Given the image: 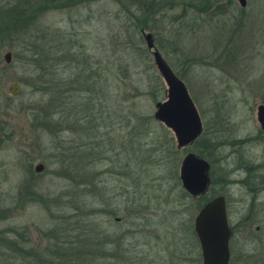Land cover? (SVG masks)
I'll use <instances>...</instances> for the list:
<instances>
[{"label":"rangeland","instance_id":"374dc122","mask_svg":"<svg viewBox=\"0 0 264 264\" xmlns=\"http://www.w3.org/2000/svg\"><path fill=\"white\" fill-rule=\"evenodd\" d=\"M157 1L0 0V264H202L185 154L264 176V0ZM148 33L203 126L185 150L153 117L167 88ZM217 188L232 264L264 263V185Z\"/></svg>","mask_w":264,"mask_h":264},{"label":"water","instance_id":"95a60500","mask_svg":"<svg viewBox=\"0 0 264 264\" xmlns=\"http://www.w3.org/2000/svg\"><path fill=\"white\" fill-rule=\"evenodd\" d=\"M240 7L246 6V0H237ZM147 50L151 53L153 64L166 85V100L155 105V121L169 129L175 138L178 149L193 143L202 132V123L186 86L174 74L162 55L156 49L152 34H144ZM11 53L3 56L6 63L11 61ZM19 87L12 84L11 95L18 94ZM257 121L264 130V105L256 109ZM36 173L43 170V165L34 168ZM209 165L194 154L185 156L180 164L179 179L182 189L190 196L203 194L209 184ZM196 234L202 257V264H228L230 229L225 212L223 197H216L207 202L194 218Z\"/></svg>","mask_w":264,"mask_h":264},{"label":"flooded vegetation","instance_id":"af4514ba","mask_svg":"<svg viewBox=\"0 0 264 264\" xmlns=\"http://www.w3.org/2000/svg\"><path fill=\"white\" fill-rule=\"evenodd\" d=\"M261 105H264V103ZM256 121H257V115H256ZM259 126H260V124H259ZM202 129H203V126H202ZM260 131H261V134L264 135V130H262L261 127H260ZM198 138L194 142H196L198 140ZM194 142L191 143L190 145L182 148V149H184V150L187 149L188 147L192 146L194 144ZM217 145L219 146L220 143L218 142ZM188 154H194L195 156L203 159V157L200 155V151H198L196 153L189 152V153H186L185 156H187ZM239 158H240L239 162H237L236 165L234 166V168L231 170L227 169L226 165H223L225 162L221 163V160L223 159L222 157L221 158L218 157V159L215 161L216 162L215 164H210L208 161L205 160L209 165V172H208L209 184H208V186H207V188L203 194H200L196 197H192V196L188 195L191 199H202V200L207 199L204 201V203L201 204V207L199 208V210L203 207V205H205L207 202H209L210 200H212L216 197H223L224 198L226 217H227L228 226H229V229L231 232L229 244H228V248H229L228 264H232L233 261H235V260L238 261V259H239V258H234L236 250H235V248L231 247L232 237L234 235V227H232L230 225V222H229L228 207H227V201H226V197L224 195V192H221L220 194H216L214 197L213 196L208 197L209 191H210L211 187L214 185L218 187L217 191H216L218 193L219 191H224L230 183H237V184L242 185L243 187H246L247 192H249L253 196H256L258 191L261 190V188H260L261 185H264V176H259V172H261V171H259L260 170L259 167L253 168L250 165H246L245 162L243 161V159L241 158V156ZM263 171H264V166H263ZM237 172L239 173L238 179H236L235 177H232V176H234L233 174H235ZM262 174L264 175L263 172H262ZM242 175H243V177L240 178ZM193 229H194V227H193ZM256 230H258V227L256 228ZM261 262H262V264H264L263 260ZM244 264H250V263L245 262Z\"/></svg>","mask_w":264,"mask_h":264},{"label":"trees","instance_id":"16d2710c","mask_svg":"<svg viewBox=\"0 0 264 264\" xmlns=\"http://www.w3.org/2000/svg\"><path fill=\"white\" fill-rule=\"evenodd\" d=\"M192 0H158L157 2H160V3H162V6L164 5V6H168L169 8H172V7H174L175 5H177V4H184V3H189V2H191ZM21 22H25V20H23V21H20V24H22ZM36 80H42V76H40V78L38 79V78H36ZM68 81V80H67ZM44 83H49V84H52L51 82H47L46 80L44 81ZM65 84H66V86H67V88L68 87H70V82L68 83V82H65ZM42 116H44V115H42ZM49 131V130H48ZM59 149V148H58ZM201 152H203V151H200V155L202 156V153ZM56 153V152H55ZM56 157V156H55ZM60 157H62V155H60ZM63 158V157H62ZM64 160V159H63ZM182 197L184 198V199H186V198H189V196H188V194H186L185 192H183L182 193ZM201 200V199H200ZM202 204V203H201ZM201 207V206H200ZM59 233V235H60V230L58 229L57 230ZM69 232H70V234H71V232H72V230H68ZM62 249V248H61ZM35 261H38L37 262V264H60V263H58L57 262V260L55 259V258H53V260H49V259H46L45 257L44 258H41V257H37V258H35ZM74 264V263H73Z\"/></svg>","mask_w":264,"mask_h":264}]
</instances>
